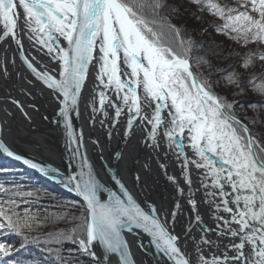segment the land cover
I'll use <instances>...</instances> for the list:
<instances>
[{
    "label": "snow or ice",
    "instance_id": "1",
    "mask_svg": "<svg viewBox=\"0 0 264 264\" xmlns=\"http://www.w3.org/2000/svg\"><path fill=\"white\" fill-rule=\"evenodd\" d=\"M191 2L222 21L216 28L218 33L242 47L257 46L255 51L249 49L243 55L235 53L240 56L241 69L247 72L256 67L257 61L264 67V0H233L231 5L218 0ZM169 7L167 0H0V41L11 37L22 50L17 33L23 32L45 49L46 55L59 62V70L53 75L38 67L34 58L22 56L35 78L60 101L59 115L64 119L70 141L75 139L70 112L78 108L89 66L95 61L96 79L102 86L98 92L99 111L108 116L106 103L114 110L113 127L126 115V136L132 134L134 127H140L146 132L144 143L152 152L162 151L165 158L171 153L179 162L181 177L190 191L188 204L196 212L195 222L201 224L205 233L193 237L189 223L183 235L174 234L167 220L162 222L155 214L154 207L151 213L142 209L116 177L115 182L126 199L110 193L107 202H102L98 195L102 186L85 157L81 171L69 175L65 184L73 186V191L83 198L82 215L72 217L82 223L70 233L46 235L58 244L62 240L78 243L97 264L96 253L91 250L94 242L103 247L105 258L114 254L119 257V264H134L122 236V229L127 227L131 231L132 225L142 228L156 249L173 264H264V143L245 123V120L253 125L264 123L258 114V109L264 108V100L249 103L248 107L257 115L250 118L245 113L241 119L236 112L241 106L239 101L228 96L243 93L242 73L235 68L230 72L217 69L222 73L221 78L213 79L211 71H201L205 65L211 70V63L202 56L193 60L195 41L185 39L182 29L161 15ZM61 38L66 41V47L60 44ZM3 75L9 76L6 68ZM257 80L252 74L249 84L257 95L264 97V81L257 83ZM222 82L223 87H233L236 91L222 95L216 90ZM106 90L114 92L115 101ZM95 102L93 96V112L98 110ZM12 103L23 112L19 101ZM75 142L77 147L72 152L77 156L82 143ZM0 151L42 173L57 172L16 155L2 140ZM193 167L202 171L200 187L205 190V202L214 209V219L218 222L215 231L202 225L193 198L195 193L191 192ZM159 168L183 195L177 177L168 175L167 164L160 163ZM139 179L137 176L136 180ZM9 191L0 184V193ZM33 195L32 191L17 190L8 199L0 200V230L19 235L21 248L40 243L39 236L31 233L38 231L43 222L66 219L64 214H53L41 220L28 208L23 213L18 211L19 203L14 197ZM179 210L177 203L170 213L173 223ZM210 232L216 236L215 240L207 235ZM189 241L193 244L192 252L186 248ZM205 247L215 248L216 252L209 257ZM16 251L12 245L0 242V264H6L3 258ZM55 251L59 257V249Z\"/></svg>",
    "mask_w": 264,
    "mask_h": 264
},
{
    "label": "bare ground",
    "instance_id": "2",
    "mask_svg": "<svg viewBox=\"0 0 264 264\" xmlns=\"http://www.w3.org/2000/svg\"><path fill=\"white\" fill-rule=\"evenodd\" d=\"M20 11L22 12V10ZM22 19L21 17V27H23ZM0 34H2V24H0ZM17 35L22 41V50L12 41L11 37L0 41V127L3 128L0 140L16 155L32 160L43 167L54 168L57 172L42 173L15 159V156L1 155L2 151H0V158L11 159L10 161L16 166L27 168L28 171L49 180L50 183L73 197L71 189L65 190L61 186L66 187L69 175H78L81 171L82 159L86 157L87 162L92 166L93 174L102 186L98 193L102 202H107L110 193H116L126 199L120 186L115 182L114 177H116L121 180L142 209L151 213L154 207L157 210L155 214L162 222L167 220V226L170 231L174 229V234L183 235L191 223L193 237L204 235L201 225L195 222L193 212L188 204L186 196L190 195V191L181 177L179 162L171 153L165 158L162 151L152 152L144 143L146 132L142 131L140 127H134L132 134L126 136V115H122L119 118V123L113 127L114 110L106 103L105 109L108 116L105 117L103 112L99 111L98 92L102 86L96 79L98 72L96 62L93 61L89 66L77 110L70 112L75 137L70 141L64 119L59 115V108L62 105L56 98V94L35 78L23 59L20 61L19 56L34 58L33 62L38 67L52 72L53 75H56L59 70V62L46 55V50L34 41H30L23 32H18ZM60 44L66 47V41L62 38ZM5 68L9 73L8 77L3 75ZM106 92L111 100H116L114 92L111 90H106ZM93 96H96L95 107L98 109L95 112H93ZM12 100H17L23 105V112L12 103ZM109 133H111L110 136ZM76 140H81L82 146L79 155L74 156L72 149L77 147ZM188 154L191 155V152L189 151ZM160 163L167 164L168 175L177 177L180 187L184 189L183 195L164 175V172L159 168ZM84 171L87 169L85 168ZM46 175L53 176L61 186ZM137 176L140 177L139 181L136 180ZM191 178L193 181L191 192L195 193L193 198L197 202L202 223L207 226L206 228L215 231L218 222L214 219V209L205 202V190L200 187V180L203 178L202 171L194 167L191 168ZM16 181L15 179L14 182ZM68 187L73 189V186ZM48 188L42 185L26 187V189H32L36 195L42 194ZM197 189L199 190L197 191ZM75 198L84 205L83 200ZM177 203L180 204V210L175 223H173L170 213L175 210ZM207 235L210 239H216V236L211 232ZM123 237L129 242L128 246L134 264H173V261L156 249L151 242V237L142 228L132 226L131 231L127 228ZM46 241L45 244H36L40 258H51L53 264H58V262L64 264V260L73 261L76 258L70 245L71 240H62L58 244L47 237ZM54 245H62L60 248L58 247L59 257H57L56 251L52 250ZM186 248L189 252L193 251L191 241L186 245ZM91 250L96 253L97 259H102V255L105 256L103 247L97 242L93 243ZM215 252V248L209 250L205 247V254L209 257ZM109 255L115 257L111 258L113 264L116 261L119 263L118 256ZM63 257L64 260L61 259ZM105 261L107 264H111L108 259Z\"/></svg>",
    "mask_w": 264,
    "mask_h": 264
},
{
    "label": "trees",
    "instance_id": "3",
    "mask_svg": "<svg viewBox=\"0 0 264 264\" xmlns=\"http://www.w3.org/2000/svg\"><path fill=\"white\" fill-rule=\"evenodd\" d=\"M218 2L231 5L233 0H218ZM167 3L170 7L162 12L161 15L168 17L173 24L181 28L182 36L185 39L195 41L197 48L192 53L193 60H195L197 56H202L211 63V70L205 65L204 68L200 69L201 71L206 73L211 71L213 79L221 78L222 73L216 71L217 69H226L230 72L235 68L242 73L241 87L244 89L243 93L239 95H229L228 98L230 100L234 99L239 101L241 106L236 108V112L241 116V119L244 118L245 113L250 118L256 116L257 112L249 108L248 104L262 101L264 97L257 95L252 90L249 79L252 74H255L258 77L257 83L264 81V67H261L260 63L257 61L255 68L245 72L239 67L240 56L235 55V53L243 55L249 49L255 51L257 46L255 44H249L247 47H242L240 43L229 39L226 35L218 33L216 28L218 25L222 24V21L209 11L201 10V8L193 4L191 0H167ZM184 5H186V8L182 10ZM173 9H175V11H173ZM198 17L201 18L199 21L197 20ZM165 31H167V29H165ZM168 39L171 40L172 37L169 36ZM229 65H231V67H229ZM216 90L222 95L234 93L236 91L233 87H223V82L222 86ZM246 105L247 108L245 107ZM258 114L259 118L264 121V108L258 109ZM245 123L248 124L254 135L258 134L257 138L264 143V123L253 125L249 120H245ZM10 160L11 159L0 158V184H3L6 189L10 190L7 194L0 193V200L8 199L9 196L12 195V192L17 190L23 192L32 191V189H26L27 186H47L49 188L40 195H36L35 193V195L31 197H14L19 203V208L17 210L23 213V209L28 208L32 213H37L41 220H43V217L46 215L64 214L66 216L65 220H60L55 223L50 221L43 222L38 231L31 233L33 236H39V244H45L47 242V233H58L61 231L70 233L76 225L82 223L80 219H72L73 216L78 218L82 215L84 207L82 203L76 200L74 196H69L56 185L50 183L49 180L37 176L33 172L28 171L25 167L16 166L15 163ZM15 179L17 180L16 182H14ZM17 186L19 187L17 188ZM43 235L44 237H42ZM20 241L21 237L14 232L0 230V242L12 245L15 249H18V251L14 252L10 257L3 258L6 264H53L51 258L46 259L47 257H39L40 252L36 249V244H28L25 248H21ZM70 242L76 258L73 261H70V259L66 261L63 257L64 264H97L92 260L90 255L79 248L78 243ZM60 246L54 245L52 250L55 252ZM53 258L56 259L55 257ZM56 260L60 261L58 259ZM58 264L61 263L58 262Z\"/></svg>",
    "mask_w": 264,
    "mask_h": 264
},
{
    "label": "water",
    "instance_id": "4",
    "mask_svg": "<svg viewBox=\"0 0 264 264\" xmlns=\"http://www.w3.org/2000/svg\"><path fill=\"white\" fill-rule=\"evenodd\" d=\"M19 59H20V61H22L21 59V56H19ZM1 155H6L5 153H3L2 152V154ZM12 157H14V156H12ZM27 158V157H26ZM25 159V158H24ZM19 161H21L22 163H24L23 162V160H19ZM165 175V174H164ZM47 176V175H46ZM48 178H50L52 181H54V183H56V184H59L54 178H53V176H47ZM60 185V184H59ZM61 186V185H60ZM63 189H65V190H68V189H71L72 190V192H73V194H74V196L75 197H77V198H79V199H81V200H83V198L81 197V196H79L75 191H73V189L72 188H69V187H63V186H61ZM177 190V189H176ZM70 191V190H69ZM189 196L190 195H187L186 196V198H187V200H188V198H189ZM190 208H191V206H190ZM192 210V209H191ZM197 210H198V208H197ZM193 212V218H194V220H195V215H196V212H194V211H192ZM201 225V224H200ZM202 225H203V227L204 228H206L207 226L205 225V224H203L202 223ZM132 226H135V225H132ZM131 226V227H132ZM127 230V227H125L124 229H122V236H124V234H125V231ZM139 234V233H138ZM141 234V233H140ZM128 243V245H129V242H127ZM182 247H184V246H182ZM102 251V250H101ZM105 256H106V254H105ZM105 256H103L102 255V259H97L98 261H99V264H107V262L105 261V259L107 260H109V262L111 263V264H113V261H112V259L113 258H115L114 256H111V255H109V254H107V258H105ZM112 258V259H111ZM93 259V258H92ZM97 262V261H96ZM114 264H119L118 263V261H116V263H114Z\"/></svg>",
    "mask_w": 264,
    "mask_h": 264
},
{
    "label": "rangeland",
    "instance_id": "5",
    "mask_svg": "<svg viewBox=\"0 0 264 264\" xmlns=\"http://www.w3.org/2000/svg\"><path fill=\"white\" fill-rule=\"evenodd\" d=\"M176 1H179V0H176ZM184 8H186V5L183 6V9H182V10H184ZM178 10H179V9H178ZM200 19H201L200 17L197 18L198 21H199ZM248 102H249V101H248ZM245 107L247 108V105H246ZM90 257H91V256H90ZM91 258H92V257H91ZM92 260H93V259H92ZM93 261H94V260H93ZM94 262H96V261H94ZM96 263H97V262H96Z\"/></svg>",
    "mask_w": 264,
    "mask_h": 264
}]
</instances>
